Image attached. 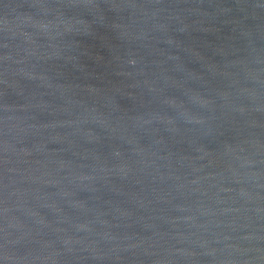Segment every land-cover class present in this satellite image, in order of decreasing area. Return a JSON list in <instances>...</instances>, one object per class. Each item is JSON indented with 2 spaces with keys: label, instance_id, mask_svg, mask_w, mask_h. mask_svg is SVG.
<instances>
[{
  "label": "water",
  "instance_id": "obj_1",
  "mask_svg": "<svg viewBox=\"0 0 264 264\" xmlns=\"http://www.w3.org/2000/svg\"><path fill=\"white\" fill-rule=\"evenodd\" d=\"M0 264H264V0H0Z\"/></svg>",
  "mask_w": 264,
  "mask_h": 264
}]
</instances>
